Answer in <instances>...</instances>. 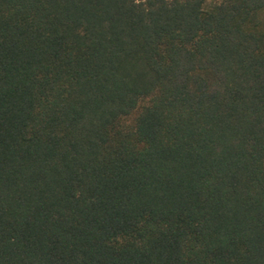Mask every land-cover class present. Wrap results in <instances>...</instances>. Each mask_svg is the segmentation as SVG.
Segmentation results:
<instances>
[{
  "label": "trees",
  "instance_id": "trees-1",
  "mask_svg": "<svg viewBox=\"0 0 264 264\" xmlns=\"http://www.w3.org/2000/svg\"><path fill=\"white\" fill-rule=\"evenodd\" d=\"M0 264H264V0H0Z\"/></svg>",
  "mask_w": 264,
  "mask_h": 264
}]
</instances>
